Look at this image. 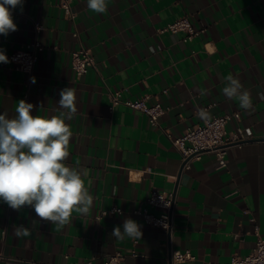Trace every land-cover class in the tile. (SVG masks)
I'll return each instance as SVG.
<instances>
[{"label":"crops","instance_id":"0c3cea01","mask_svg":"<svg viewBox=\"0 0 264 264\" xmlns=\"http://www.w3.org/2000/svg\"><path fill=\"white\" fill-rule=\"evenodd\" d=\"M59 3L23 0L12 10L17 31L0 35V50L10 54L36 41L44 50L32 74L0 63V113L14 116L23 99L34 105L33 115H58L60 91L74 88L66 163L85 173L94 203L86 217L74 213L57 231L30 207L17 211L0 201V264L105 263L118 252L124 264H173L176 251L195 257L182 264H229L252 253L264 238V0H108L103 14L75 0L73 19ZM183 16L206 33L185 42L184 34L160 32ZM80 49L92 52L97 68L77 77L72 53ZM229 75L250 92L252 109L223 94ZM117 92L123 100L161 103L167 113L160 127L124 105L112 110ZM201 111L210 118L240 113L227 131L251 128L254 139L229 148L225 169L206 156L182 171L167 135L181 137L203 123ZM153 191L174 194L171 233L136 214L169 213L149 205ZM115 207L122 214H111ZM126 218L141 225L140 240L111 235ZM20 225L31 234L16 237Z\"/></svg>","mask_w":264,"mask_h":264},{"label":"clouds","instance_id":"9594fccd","mask_svg":"<svg viewBox=\"0 0 264 264\" xmlns=\"http://www.w3.org/2000/svg\"><path fill=\"white\" fill-rule=\"evenodd\" d=\"M22 5L23 0H0V35L17 31L12 10ZM107 7L108 0H87L91 12L103 14ZM8 62L0 50V63ZM226 79L223 94L238 100L240 108L252 109L251 94L240 80L232 75ZM59 97L58 115H33L34 105L23 99L16 103L14 116L0 113V201L17 211L30 207L37 219L55 225L57 231L71 223L74 213L86 217L94 203L85 173L66 163L72 137L66 121L77 112L76 90L66 87ZM200 115L210 119L206 112ZM14 234L19 238L31 233L20 225ZM111 235L118 240H140L143 233L140 224L126 218L122 230L116 226Z\"/></svg>","mask_w":264,"mask_h":264},{"label":"built area","instance_id":"2783aa9c","mask_svg":"<svg viewBox=\"0 0 264 264\" xmlns=\"http://www.w3.org/2000/svg\"><path fill=\"white\" fill-rule=\"evenodd\" d=\"M75 0H60L59 7L64 13L75 18L76 14L73 9ZM43 27L37 25V31ZM161 33L171 32L173 34H184V41L190 42L195 38L201 37L206 33L203 27H196L188 16H183L175 22L160 30ZM44 50L43 45L36 41L27 45L25 48L13 53H5L8 61L17 71L32 74L35 66L39 61L40 53ZM96 69L97 63L92 52L87 49H80L72 53V69L77 77H81L89 72L90 69ZM111 109L116 106L124 105L125 107L145 114L151 125L160 127V119L167 113V109L159 102L151 104L149 97H143L137 100H123L121 92L111 94ZM215 105H211V108ZM202 112V111H201ZM233 120L240 122V113L225 115H214L210 119H205L203 123L197 124L189 129L181 137L174 138L170 133L168 137L173 146L182 156V171L190 170L193 163L203 160L206 156H213L219 169H225L228 166V150L232 146L242 147L248 141L254 139V132L251 128H244L238 125L235 130L228 132L227 126ZM148 203L151 206L158 207L169 211L161 217H155L147 210H138L136 214L142 215L145 221L153 226L164 229L171 233L173 230L171 210L174 205V194L160 193L153 191ZM111 214H122V210L114 208ZM132 256L138 257L133 252ZM125 255L121 252L109 257L105 263H98L94 260L85 261L83 264H124ZM195 257L191 251H176L172 255L173 264H182L194 261ZM229 264H264V238H258L256 248L247 256H234Z\"/></svg>","mask_w":264,"mask_h":264}]
</instances>
